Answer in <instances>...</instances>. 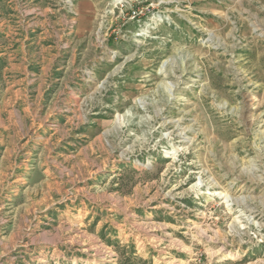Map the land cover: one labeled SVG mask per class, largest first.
<instances>
[{
	"label": "rangeland",
	"instance_id": "1",
	"mask_svg": "<svg viewBox=\"0 0 264 264\" xmlns=\"http://www.w3.org/2000/svg\"><path fill=\"white\" fill-rule=\"evenodd\" d=\"M94 1L75 113L0 115V264H264V0Z\"/></svg>",
	"mask_w": 264,
	"mask_h": 264
},
{
	"label": "crops",
	"instance_id": "2",
	"mask_svg": "<svg viewBox=\"0 0 264 264\" xmlns=\"http://www.w3.org/2000/svg\"><path fill=\"white\" fill-rule=\"evenodd\" d=\"M96 15L94 0H0L2 121L11 125L10 118L17 112L42 113L45 119L43 123L39 121L38 129L45 132L62 106L67 105L72 108L69 112L75 113L76 100L92 89V84L80 74L82 64L77 56L83 44L87 48L92 45L93 31L87 23ZM53 134L39 139L62 141ZM22 140L32 141L29 135L18 139ZM38 169L37 163L28 174L31 180ZM48 170H43L46 177Z\"/></svg>",
	"mask_w": 264,
	"mask_h": 264
},
{
	"label": "bare ground",
	"instance_id": "3",
	"mask_svg": "<svg viewBox=\"0 0 264 264\" xmlns=\"http://www.w3.org/2000/svg\"><path fill=\"white\" fill-rule=\"evenodd\" d=\"M172 87V86H170ZM220 196V195H219ZM227 198V197H226ZM225 198V199H226ZM139 225V224H138ZM136 226V225H135ZM140 226V225H139ZM132 229V227H131ZM134 229V228H133ZM143 232V231H142ZM137 233V232H136ZM155 233V234H154ZM138 234V233H137ZM140 234H141V231H140ZM140 234H139V237H140ZM143 234V239L144 241L148 242L150 246H152L153 248L155 249H160L161 245L163 244V239H161L160 237H158L157 233L155 232V230L151 227H146L144 229V232L142 233ZM160 234V233H159ZM166 234V233H165ZM138 239V238H137ZM140 242V241H139ZM145 243V242H144ZM173 242H171L172 244ZM178 243V242H177ZM175 244V243H173ZM139 245V244H138ZM175 246V245H174ZM173 247V246H172ZM169 248V246H168ZM102 250V249H101ZM108 250V249H107ZM103 251V250H102ZM99 252V251H98ZM165 252V251H164ZM163 251L161 252L162 254H167V253H164ZM103 253V252H102ZM100 254V253H99ZM214 254L216 256H220L222 255V252H220L219 250L215 251ZM213 254V255H214ZM158 255V254H157ZM227 257H228V254H225ZM104 256V255H102ZM162 258V257H161Z\"/></svg>",
	"mask_w": 264,
	"mask_h": 264
}]
</instances>
